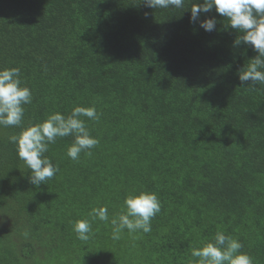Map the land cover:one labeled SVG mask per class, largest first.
Instances as JSON below:
<instances>
[{
	"label": "trees",
	"instance_id": "obj_1",
	"mask_svg": "<svg viewBox=\"0 0 264 264\" xmlns=\"http://www.w3.org/2000/svg\"><path fill=\"white\" fill-rule=\"evenodd\" d=\"M196 2L154 9L143 0H0V69L20 68L32 92L22 125L0 126V264L56 253L57 241L41 244L55 227L79 250L56 261L97 253L132 264L80 249L73 231L98 204L113 209L107 196L121 199L108 211L118 215L131 187L158 195L159 264H196L191 248L217 231L264 264V84L239 80L258 53L234 46L241 33L215 9L200 15L216 19L214 31L190 22ZM75 106H95L99 120L83 119L99 144L72 160L74 137H58L45 155L59 172L31 184L10 137Z\"/></svg>",
	"mask_w": 264,
	"mask_h": 264
},
{
	"label": "clouds",
	"instance_id": "obj_2",
	"mask_svg": "<svg viewBox=\"0 0 264 264\" xmlns=\"http://www.w3.org/2000/svg\"><path fill=\"white\" fill-rule=\"evenodd\" d=\"M185 0H143L145 7L154 9L182 8ZM215 9L222 17H226L229 26L237 30L239 35L234 46L247 44L258 53L240 70L239 80L251 81L253 89L257 83L264 84V0H203L191 5L190 22L200 21V27L207 32L216 29V19L200 20L201 13ZM147 16V13H145ZM32 102V92L22 85L21 70L18 67L0 69V126H21L24 117V105ZM87 118L98 121L100 118L95 106H75L69 115L55 112L43 122L24 128L19 135H12L10 142L16 145L18 157L30 169L29 181L35 186L45 184L58 172L59 167L45 155L49 145L55 144L58 137L73 136L74 141L68 147L67 156L78 160L82 152L91 155V149L99 144L86 125ZM161 211V204L155 192L141 191L129 194L124 200V210L114 216L112 239L119 240L121 233L127 229L129 233L151 231V220ZM92 220L108 222L107 206L94 207L88 214ZM73 231L81 241H88L92 234L89 220H77ZM243 244L217 231L214 239L201 247L191 248V256L196 264H254L253 258L241 251Z\"/></svg>",
	"mask_w": 264,
	"mask_h": 264
},
{
	"label": "rangeland",
	"instance_id": "obj_3",
	"mask_svg": "<svg viewBox=\"0 0 264 264\" xmlns=\"http://www.w3.org/2000/svg\"><path fill=\"white\" fill-rule=\"evenodd\" d=\"M115 190L126 195L125 191L121 188ZM135 191L136 189L131 187L128 191V195L133 194ZM107 198L113 209L121 204L120 198L114 199L111 196H107ZM96 207H100L99 204ZM112 210H108L109 213ZM84 220L90 221L92 234L88 240L90 243L82 241L80 249L88 244L90 248H99L104 253H106V251L111 253L115 259H118V261L122 263H125L123 259L127 256L134 264H159V250H156L159 248V244H157L159 243V232H157V228L154 227L152 222L151 231L148 233H143L142 231L126 233L125 231H127V229H125L121 233V238L119 240H113L112 226L110 223L111 219H109L107 223L99 221L98 219L92 220L90 216ZM53 230L56 231L54 236L51 235V232L48 236H43L41 244L50 245L57 241L56 244L58 245V251L56 253L47 252L45 256L40 255L39 252L41 250L38 251L35 253V255H38L41 258V261L38 264H115L112 257L108 255L99 256L97 253H94L92 256L84 255L82 253H74L63 257L60 261H56L55 257L78 252L79 250L78 241L74 236H71V234H60L57 227ZM91 238H94L93 241ZM116 242L118 245L115 244ZM102 245H106L108 248ZM5 263L9 262L6 261ZM171 263L173 262H170L169 264ZM28 264H36L35 259H32Z\"/></svg>",
	"mask_w": 264,
	"mask_h": 264
}]
</instances>
